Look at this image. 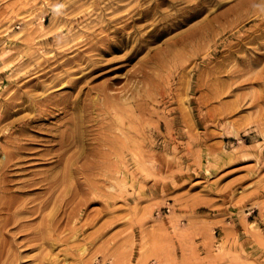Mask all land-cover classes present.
Segmentation results:
<instances>
[{"label":"rangeland","instance_id":"obj_1","mask_svg":"<svg viewBox=\"0 0 264 264\" xmlns=\"http://www.w3.org/2000/svg\"><path fill=\"white\" fill-rule=\"evenodd\" d=\"M88 70L59 161L50 103ZM11 142L0 264H264V0H0V160Z\"/></svg>","mask_w":264,"mask_h":264},{"label":"bare ground","instance_id":"obj_2","mask_svg":"<svg viewBox=\"0 0 264 264\" xmlns=\"http://www.w3.org/2000/svg\"><path fill=\"white\" fill-rule=\"evenodd\" d=\"M181 23V21H180ZM177 24L176 23H167L164 27H163V30L165 32H168L169 30L172 29V27H174L175 25ZM185 33L184 34H181L180 37H184ZM118 43L115 44H111L109 47L116 50V48H118ZM96 48V47H94ZM98 49V51H104V49L102 48H96ZM82 56V55H80ZM88 59V56L86 57ZM119 68V66L117 67V69ZM96 69H100V68H96ZM95 70V69H93ZM92 70V71H93ZM90 72V70L86 71L85 73H83L82 75L76 77L74 79V81H71V84H70V87L72 88L73 91H76V94L77 93H81L82 94V98L81 97H73L71 101H68V103H64V101H59L58 103H55V102H51V104L55 105V106H59L61 108V110L63 112H65V114H68V110H69V114H68V117H69V125H66L65 123L63 124L62 121L64 120V117L62 116L60 118L61 120V124L60 125H57L55 127V130L53 132V135L49 136L50 140L49 141H57V138H58V141L56 143H53V144H59V148H60V151L56 152L55 155L56 157H58L59 161L61 160L62 156H63V153L65 152V150H69L71 147L73 148V146L76 145L77 142H83V144L86 143V140L85 137H86V134L89 132H87V129L89 128L88 125H86L85 121H88L90 120L91 118V114H90V109L92 108L93 105H88V104H85V100H86V96H87V92L88 91H84V88L86 89H89L88 86H86V84H83L82 86H77V83L83 79L85 83H87L88 81L86 80V77H87V74ZM134 72V71H133ZM132 72V74H133ZM112 79L114 80H117V81H120L119 77L117 76H114L112 77ZM128 83L126 84V82L124 84H122V88L124 91H128V90H132L133 88L131 86H127ZM127 86V87H126ZM102 95H99L98 94V97L99 98H103L105 100L104 104L107 106L105 107V110H103V112H108L109 110H112V111H116L118 110V106L121 105L122 103L121 102H116V104H113L115 103L114 100H112V96L113 94L111 93H108L107 91L105 90H102ZM85 96V97H84ZM54 97V91H51V92H46L43 94V102L42 103H48L51 101V99H53ZM114 99V98H113ZM122 101H123V98H122ZM118 104V106H117ZM52 109L50 108V111ZM41 111V109H40ZM120 111V110H119ZM119 113V112H118ZM115 113L113 112H110L108 113L109 116H112ZM41 116H39L38 118H40ZM119 118V117H118ZM23 119V117H21L19 119V121H21ZM92 119V118H91ZM19 121L15 120V119H12L9 123L10 126H18L16 128H14L15 131H23L24 128L26 127L25 125L27 123H24V124H19ZM66 127L65 128H60V127ZM104 128V126H103ZM107 129H110V126L107 125L106 127ZM89 130V129H88ZM92 130V129H90ZM21 132H18V133H22ZM90 135V134H88ZM16 138V137H14ZM11 142L10 144L12 145V147L14 148L13 149H4L2 150L3 152V156H1V160H0V164L1 166H8L10 164H8L9 162H11L13 159H16L15 162H13L14 164L18 162V159L20 157V154L22 152V148L24 149L25 147L21 144H19L18 142H15L13 143ZM51 144V145H53ZM15 149H17L16 152ZM131 153L132 155H135L136 152L134 150V147L131 148Z\"/></svg>","mask_w":264,"mask_h":264}]
</instances>
